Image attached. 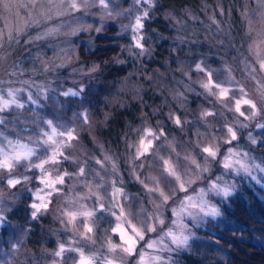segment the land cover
I'll use <instances>...</instances> for the list:
<instances>
[{
  "label": "clouds",
  "instance_id": "clouds-1",
  "mask_svg": "<svg viewBox=\"0 0 264 264\" xmlns=\"http://www.w3.org/2000/svg\"><path fill=\"white\" fill-rule=\"evenodd\" d=\"M28 2L29 14L15 22L0 13V98L16 101L0 107V162L12 165L0 167V223L27 203L28 219L55 247L29 246L25 228L18 242L9 240L7 264H139L146 253L148 264L152 256L181 264L173 253L195 257L199 250L208 257L202 264L227 259L230 253L201 233L242 227L229 223L216 198L234 211L230 199L247 202L249 180L264 190V0H227V12L225 0H200L207 22L199 26L193 8L167 6L169 0ZM153 22L173 35L155 34L170 41L169 55L146 71L156 62L146 31ZM109 26L129 39L120 45L124 55L82 57L81 33L91 56L94 34ZM109 69L126 75L109 83ZM20 145L29 157L15 159ZM224 187L227 196L219 192ZM26 194L36 199H22ZM37 194L47 208L33 207L42 203ZM209 205L218 214H207ZM170 231L183 233L182 246ZM129 239L134 254L126 251ZM154 241L155 251L148 248ZM251 243L264 248V240Z\"/></svg>",
  "mask_w": 264,
  "mask_h": 264
},
{
  "label": "trees",
  "instance_id": "trees-1",
  "mask_svg": "<svg viewBox=\"0 0 264 264\" xmlns=\"http://www.w3.org/2000/svg\"><path fill=\"white\" fill-rule=\"evenodd\" d=\"M174 5L179 7L188 6L196 11L200 5V0H182V2L181 0H169L167 6ZM146 31L149 33V35L152 36L153 42L156 44V62H147L149 64L148 69H152L154 67L161 66L163 58L168 55V49L166 46L168 40L160 41L156 38L155 34L162 33L165 36L170 37L172 36L173 32L170 31L167 25L163 22H153L150 28H146ZM87 37L88 36L84 33H81L80 37H78V39L82 42L78 46V50L82 57L102 61L108 60L113 56L124 55V53H122L120 50L119 42L115 40V28L110 27L109 31L94 35V44L96 47V51L92 53L91 56H86L84 52L83 41H86ZM24 57H27V53H24ZM122 75H126V73L117 69H109L106 73L109 83H112ZM22 199L33 201V196L26 194V196L22 197ZM232 202L234 204V211H228V214L238 222L245 224L250 228L252 227L258 232L264 234V205L259 202V199H256V201L252 204L245 202L243 199H238ZM26 209L27 203L18 204L17 207L12 209V211L8 213V219L9 221L16 222L21 227H29L28 244L29 246L35 248L39 243H41V228L28 219V212L26 211ZM3 232L7 234L8 230L6 227H3L2 233ZM245 241L248 242L245 243L242 241H235L231 244L223 242L225 244L231 245L229 248L230 257H228L226 260L213 262V264H264V248L260 247L259 244L251 243L252 240ZM185 261V264H202V260L190 256H187Z\"/></svg>",
  "mask_w": 264,
  "mask_h": 264
},
{
  "label": "rangeland",
  "instance_id": "rangeland-1",
  "mask_svg": "<svg viewBox=\"0 0 264 264\" xmlns=\"http://www.w3.org/2000/svg\"><path fill=\"white\" fill-rule=\"evenodd\" d=\"M6 2L9 4V9L5 10L3 8V3ZM129 0H124L125 5L127 6ZM209 2H212L209 1ZM31 7V5L29 4L28 0H0V13L6 14L9 16L10 19H12L14 22L18 20L19 17H27V15L29 14V8ZM200 7L201 5H199L198 9L196 10V12L200 15L201 17V21L197 22L198 26L201 24V22H207V17L205 16V14L203 12L200 11ZM227 7H228V3L227 0H225V10L227 12ZM233 18H234V27L238 24L239 21V16L238 13L236 12L235 9H233ZM217 19H220L219 17V13H217ZM0 26H3V19L0 18ZM111 26L108 27L107 31H109ZM105 31V32H107ZM96 35V34H94ZM173 35V34H172ZM115 36H116V41L119 42V45L121 44H126L129 42L128 38H124L121 39L118 36L117 30L115 29ZM88 39V37H87ZM23 43V41H22ZM169 44L170 41H168V43L166 44L167 49H168V55H169ZM27 47L31 48V45H28ZM195 45L193 46V48L195 49ZM33 52L36 51V49H32ZM201 51H203V49H201ZM48 53L51 54V49L48 50ZM168 55H166L163 60L168 57ZM162 60V62H163ZM26 66V65H25ZM149 64H146V71H150L151 69H148ZM160 67V66H159ZM155 68V67H154ZM153 69V68H152ZM261 184H264V180L260 181ZM251 184V187H248V185ZM244 193L247 196V203L252 204L256 201V199H259V202L264 205V200H262L261 198H264V190L261 189V187L259 185H257L255 182L249 180L246 184H244ZM36 198L33 196V201ZM230 202L233 205V209H234V204L230 199ZM213 203L216 204V206L220 207L222 212H225L228 219H229V223L235 221L237 224H239L240 228H236V229H220V228H216L215 230L218 233H221L220 235H216V236H212L208 233H201V235H203L205 237V239L211 240L212 244L214 246H218L219 248L225 250L226 252L230 253V246L229 244H225L223 242H227V243H234L235 241H245V240H256V241H261L264 240V234L258 232L256 229L254 228H250L248 226H246L245 224H242L240 222H238L236 219H234L233 217H231L228 214V210L226 209V206H224L221 203V199L220 198H216ZM11 206V205H9ZM14 209V208H12ZM9 213V212H8ZM8 213H6L4 215L3 219V223H0V260H4L5 264H7L8 262V258H9V240L18 242L19 239L21 238V233L24 231L25 228H27L28 230V234H29V227H21L20 225H18L16 222H12L9 221L8 219ZM45 224L48 223V221L45 220L44 222ZM3 227H6L8 232L6 233H2L3 231ZM229 245V246H227ZM40 247H48V248H54L55 247V241L48 239L46 242L42 241L41 238V243H39L37 245V247H33L34 249H36L37 251L40 249ZM152 251V250H149ZM173 259L179 260L181 262V264H185V260L187 258V256L189 257H194L192 256L189 252H183L180 255H177L176 253H173ZM230 257V256H229ZM195 258L200 259L202 261H207L208 257L207 255L204 254L203 250H199L197 252V255L195 256ZM226 260V259H223ZM216 261H222V259L216 258L214 259V262Z\"/></svg>",
  "mask_w": 264,
  "mask_h": 264
},
{
  "label": "snow or ice",
  "instance_id": "snow-or-ice-1",
  "mask_svg": "<svg viewBox=\"0 0 264 264\" xmlns=\"http://www.w3.org/2000/svg\"><path fill=\"white\" fill-rule=\"evenodd\" d=\"M145 15H147V13H145ZM144 27V24L143 22L140 20V18H137L136 20V28L137 30L141 29ZM137 43V46L138 47H143V45L141 44L140 40H137L136 41ZM16 103L15 99H4V98H0V107L2 108H6L8 106H10V104H14ZM55 129H53V133H55ZM68 138L69 139H72L73 136H72V133H68ZM53 137L52 136H49V140H52ZM142 147L144 148V150L146 151L147 150V145H143L142 143ZM31 155V150L30 149H27L26 146L24 145H20L19 146V150L15 151L14 152V157L15 159H21V158H27ZM11 161L10 159H5L4 161L0 162V167H8V168H11ZM226 168H230L231 167V160H226L225 162V165H224ZM61 182H62V179H61ZM10 184H15L17 183V181H9ZM220 194L222 195H229V188L228 187H224L223 189H220L219 190ZM37 198L42 201V203L40 204H34L33 207L39 211L41 208H47V204L46 203H43L45 197L40 195V194H37ZM195 206V205H193ZM202 211H204L205 209H201ZM186 209H180L179 211L176 212V215L178 217L181 216V214L183 212H185ZM206 212L207 214L209 215H216L218 214V209L213 207V206H207L206 208ZM168 237L171 238L172 242L174 244H176L177 246H182L185 242V237L183 236V233H176V232H168L167 233ZM127 243V248H126V251L129 252V254H134L136 252V242L135 240H127L126 241ZM148 248L149 249H152L153 251L157 250L158 249V244L157 242H152L148 245ZM64 251V247L63 245H61L60 247V251H58L56 254L59 256L62 252ZM148 260H149V254H145V255H142L140 257V260H139V264H148ZM151 260L154 262V264H159V261H160V257L159 256H152L151 257ZM81 264H91L90 260H88L87 258H82V261H81Z\"/></svg>",
  "mask_w": 264,
  "mask_h": 264
}]
</instances>
